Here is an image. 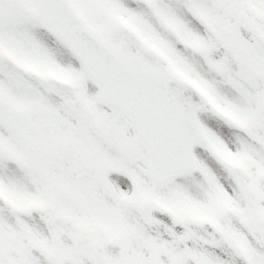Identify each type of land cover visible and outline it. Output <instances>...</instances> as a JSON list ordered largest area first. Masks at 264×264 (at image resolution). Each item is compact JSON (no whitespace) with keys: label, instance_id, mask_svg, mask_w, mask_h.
<instances>
[{"label":"snow or ice","instance_id":"1","mask_svg":"<svg viewBox=\"0 0 264 264\" xmlns=\"http://www.w3.org/2000/svg\"><path fill=\"white\" fill-rule=\"evenodd\" d=\"M0 264H264V0H0Z\"/></svg>","mask_w":264,"mask_h":264}]
</instances>
